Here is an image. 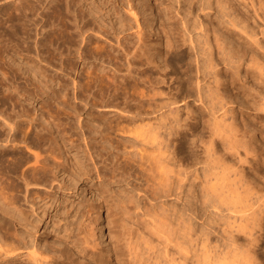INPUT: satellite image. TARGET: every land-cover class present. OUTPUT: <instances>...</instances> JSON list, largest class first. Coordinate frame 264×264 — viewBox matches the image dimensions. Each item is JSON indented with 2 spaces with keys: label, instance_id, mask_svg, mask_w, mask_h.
<instances>
[{
  "label": "rangeland",
  "instance_id": "374dc122",
  "mask_svg": "<svg viewBox=\"0 0 264 264\" xmlns=\"http://www.w3.org/2000/svg\"><path fill=\"white\" fill-rule=\"evenodd\" d=\"M85 2L94 11L91 15H98L97 20L100 19L104 28L108 29L106 34L99 32L96 27L95 30L88 28L83 33L76 30L77 21L70 19L73 17V9L67 13V18L65 15L61 18L60 8H55L56 6V10L52 8L48 26H44V30H51L53 34L57 26L61 27V22L62 26L65 24V28L54 31H60L63 37L57 32L55 39L53 35L51 39L57 46L60 43V49H72L70 58L65 60H72L78 67L83 63L77 55L78 48L87 45L89 48L114 54L120 51L122 41L128 43L134 40L139 31L142 32V41L151 46L160 45L163 48L166 40L172 45L165 56L167 67L163 66L161 60H157L160 63L158 67L156 64L146 65L143 61H138L137 65H142L138 68H145V79L150 81L152 87L140 104L138 113L135 108V112L132 109L129 113H122L117 109L96 106L91 98V92L98 91L95 86L89 91H82L84 93L80 96V89L74 87L71 80L76 74L73 71L71 75L67 74L59 66L60 60L56 54L58 50H52V62L49 58H45L46 61L39 58L35 55L33 37L27 40V45L31 46L28 52L22 50L25 44L21 45V41L17 45L16 39L9 42L12 48H7L3 54L0 52L2 57L6 54L3 65L15 72V79L22 87L28 88V92L14 98L19 99V103H15L17 108L31 110L30 116H34L32 125L46 124L45 126L50 127L61 146L59 152L64 154L60 153L64 156L61 161L63 169L60 171L64 183L60 185L62 187L36 186L37 189L33 190L40 196L36 211L44 219V223L40 222L42 227L37 233L41 236L39 240L55 246L65 245L72 264H95L93 252L101 251L105 255L104 252L108 249V264H168L171 261L170 264H203L204 246H211L209 249L217 247L212 251L220 250L219 247L230 250L232 246L228 243L232 241L234 245L233 242L231 245L240 247L239 251L243 253L246 249H254L257 262L264 264V224L261 228L257 225L264 223V5H260L258 0H222L226 11L230 9L232 14L245 20L250 34L248 37L238 27L227 23L220 0H150L151 15L149 11H145V15L144 12L138 13L136 21L124 4L125 0ZM63 19L67 22L61 21ZM119 22L123 24L122 29ZM111 25L117 32L119 28V33L112 32ZM37 36L40 37V34ZM230 45L234 47L233 52L237 50L235 52L239 58L227 63L224 46ZM196 54L200 60L208 55L211 64L206 61L205 66L196 71ZM250 55L255 57V62L249 60ZM84 62H87L90 71L93 68V72L99 73L98 66L101 63L98 60L87 58ZM53 73L58 74L63 87L69 89L68 92L64 87V92L61 91L58 93L59 97L55 98L50 94L49 82V74ZM102 73L99 75L102 76ZM102 78L101 84L104 85L105 76ZM40 91H43V95H33L32 98L28 96ZM210 96L213 99L211 102L208 101ZM217 122H220L219 125ZM116 123L126 129L151 125L156 127L160 136L172 131L168 136L173 143L170 147L175 159L180 161L178 168L182 170L171 184L169 195L157 198L153 189L144 186L136 169L128 168V159L122 158L126 160L127 166L121 172H110L109 165L104 166L111 159L108 155L115 150L119 158V155H126L125 151H136L139 148L141 137L120 131L116 128ZM215 124L220 130L225 127L223 130L226 131L215 135L212 131ZM228 127L231 132L227 130ZM223 132H227V135H223ZM222 135L229 139L225 138L226 141ZM90 137L96 141L101 138L100 142L97 141L100 144L97 143L99 161L96 166L103 167V176L95 174L88 159V146L85 142L89 143ZM230 140L239 141L232 144ZM22 147L25 148L23 145ZM207 147H210V152ZM26 151L28 153V149H23V152ZM97 158L95 157V162ZM213 158L215 162L211 165ZM104 159H107L106 163ZM216 162L227 170L223 172L228 173L224 174L230 180L227 179L224 184L231 183L230 185L238 188H235L238 194L236 196L242 197L241 201L236 199L238 203L232 200L230 202V196L227 197L229 202L221 199L218 202L223 200V203H211L215 207L203 201L204 176L210 173L211 168L214 170L218 167ZM220 165L219 169H224ZM230 185L226 186L230 188ZM233 186L231 188L234 189ZM244 190L247 192L244 193ZM237 197L234 195V200ZM148 203H153L156 207L161 203L162 208L159 206L157 209L165 210L159 211L162 215L166 214L170 219L165 218L172 223L162 219L166 226H161L158 230L149 229L144 222L147 217L143 214L144 206H148ZM27 205L26 203L25 206L29 208ZM97 211L100 217L95 221ZM255 214H260V217H255ZM33 217L37 218L35 215ZM169 224L172 225L168 226ZM84 240L89 244L84 243Z\"/></svg>",
  "mask_w": 264,
  "mask_h": 264
},
{
  "label": "bare ground",
  "instance_id": "6f19581e",
  "mask_svg": "<svg viewBox=\"0 0 264 264\" xmlns=\"http://www.w3.org/2000/svg\"><path fill=\"white\" fill-rule=\"evenodd\" d=\"M220 1L225 11L224 16L226 17L227 23L234 27H238L240 31H242L245 35L250 37V34L248 33V26L247 24H245V20H242L241 18L232 14V11H230V9L226 11L224 3L222 2V0ZM51 2H53L52 4L53 6L51 5ZM258 2L260 5H264V0H258ZM110 3L112 4L113 2H110ZM124 4L127 6L129 13L130 14L132 13L131 15L134 18V20L138 13L144 12V15H145V11H149L150 15L152 13L151 12L152 5L150 3V0H125ZM8 5H10V7H8ZM75 5L77 7H73ZM87 5L88 3H86L85 0H51V1L50 0H0V52L3 54L6 52L5 50L7 48H10V47L12 48V44L9 45V42L10 40H14V39L17 40V45H18V41H21V45L25 44L22 47V50H25L26 52H28L30 51L31 46L27 45L28 44L27 40L33 37L32 41H33V46L35 50V55L39 56V58L44 59L45 61H46L45 58L47 59L49 58V61L52 62L53 57H54L52 56L53 55L52 50L53 49L56 51L58 50L56 52L58 56L57 55L56 56L58 57V60H60L59 66L60 68L66 70L67 74L71 75L72 71L74 74H76L75 76L77 78V81H75V76L72 77L71 80H72V83L74 84L73 86L74 87L76 86V88L78 87L80 89V90L78 89L80 91V96L82 93H84L82 91L84 90L89 91V89H91L92 86H95V88L97 87L96 90L98 91L97 93L96 91L91 92L92 94L91 98H92V103L95 104L96 106L117 109L118 111L122 113L123 112L129 113L130 110L135 108L137 112L138 108L140 107V104L143 103V100L146 94L150 92L152 89L150 81H147L145 79L146 78L145 68H138L142 66V65H137L138 61H143L144 64L146 65H148L149 63L156 64V66L158 67L160 63H158L159 61L157 60H161V63H163V66L167 67V60L165 59V56L168 55L172 44L170 41L166 40L165 43H163L164 44L163 48L160 47V45H157L156 47L151 46L150 44H147L144 41H142V39L140 38V35L142 32L139 31V32H136L137 35L134 40L128 43H125L124 41L120 43V46H119L121 47L119 48L120 51H116L115 53L114 52L115 49L114 51L110 49L112 52H114V54H110L109 51H108L109 53H106V52L104 53V52H101V50H98L97 48H91V47L89 48L87 47V45H85L82 48H78L77 55L80 59L83 60L81 67H78L77 65H75V62H73L72 60L70 61L65 60L66 58H70L69 56L71 55L70 53L72 49L69 47H67L68 48L67 51H65V48L60 49L59 48L60 43H59V46H57L58 44L55 45V43H53L54 41L51 39L52 35L55 39L54 35L57 34L58 32L57 31L54 33L56 29L60 30L61 27L63 29V27L65 26L64 23L67 22V21L64 22L65 18L63 17L64 19L61 20L64 22L63 23L64 26H62V22L61 24L59 23L61 27L59 28V26H57L54 31L52 30L53 34H51L52 33L51 30H44L45 29L44 26L45 25L48 26V23H49L48 19L50 17V13L51 12L53 13V9L59 7L60 9H63V10H60L58 8L60 11L59 14L61 15L59 17L61 18L64 15L66 17L70 9H73L74 11L72 15L73 17L70 19H72V21L73 19L77 21L78 25L75 26L77 27L76 30L79 29L83 33V31H86V29L88 28L95 30V27H96L98 31L100 30L99 32L106 34L108 32V29L106 27L104 28V26L101 24L100 19L99 21L97 20L98 15H93V16L91 15L94 11H91V9ZM87 17H91V18H87ZM61 18H59V20ZM57 23H54V24H57ZM119 23H120V28L122 29L123 24L121 22ZM111 27L112 28L110 27L109 28L110 30H112V32L119 33L120 31L119 28L117 32L116 30H113L114 27L112 25ZM39 34H40V37L37 36ZM60 35H61V32H60ZM36 36H37V39H36ZM70 36L72 37L73 35H70ZM64 38L67 39L65 35H64ZM116 41H117V38H116ZM233 49L234 47L231 45L229 47L224 46L225 60L227 63H230V62L232 63L233 60H236L239 58L237 57L238 56L237 52H235L237 50H235L234 51L235 53H234ZM5 56L6 54L3 55L4 58H6ZM3 57L2 55L0 56V58L2 59V60L0 59V264H72L71 260H69L68 258L69 256L67 255L68 254L67 247L65 245L55 246L53 244H48L46 242L42 243L41 240H39L41 236L37 234L40 228L42 227L40 225V222L44 223V219H42L40 217V213H37L36 211L37 209L36 204H37V201L40 200V196L35 194L33 190L37 189L36 186L37 187L45 186L44 188L46 187L53 188L54 186H57L58 188H61L62 186L60 185L64 184L62 183L63 177H60L61 176L60 171L63 169L61 161L64 160V156L60 155L61 152H59L61 151L60 150L61 146L58 144V141L54 138L55 136H53V132L50 130L51 128L50 127L48 128V126H45L46 124L44 126L43 125L40 126L39 124L32 125V120L34 116L33 118L30 116L31 114L29 113V111L31 112V110H27L22 107L17 108V104L15 103H19V99L14 100V98L19 97L20 95H23L24 92H26L28 88L26 89L25 87H22L19 84V82L16 81L17 79H15L16 78L15 72L11 70L9 67H7V65L6 66L3 65L5 63ZM198 57L199 56L197 54L194 56V62L196 63L195 65L196 71H199L200 67L203 68V66H205L206 64V61L208 62L207 64H211L209 63L211 60L209 59L210 57H208V55L205 58H201L202 60H200ZM87 58H90V59L94 58L101 63L100 67L98 66V70H99V73L103 72L102 76L99 75V73L96 74V72H93L94 70L93 68H92V71L88 69V66L86 64L87 62L86 63L84 62L85 59ZM248 58L250 61L255 62V57L253 55H250V57L248 56ZM1 61L2 62L4 61V62L1 63ZM90 66L91 64L89 65V67ZM257 66L258 68H260V65L258 63H257ZM106 67H108V69ZM37 68L41 69V67H38V66ZM46 69H49V68H46ZM18 75H19V72H18ZM49 75H50L49 82H50V88H51V89L49 88L51 91L50 94L51 96H54V98L56 96L59 97L58 93H61V91L64 89L65 86L63 87L62 82H60L58 78V74L53 73ZM103 76H105V79H106L104 85L101 84L103 82V78H102ZM54 86H56L57 88H54ZM35 89L33 90L35 91ZM36 92L35 94L33 93L32 95L28 94V96L30 98H32L33 95L41 96L43 91H40L38 93ZM68 92H69V89H68ZM65 93H67V90ZM60 95L62 96V94ZM210 98L211 96L209 97L208 101L211 100ZM263 101L264 100H262V102ZM262 104H264V102ZM135 109H133L134 112H135ZM214 119L217 120V118H214ZM217 123L219 125L220 122H217ZM38 125L40 127H38ZM218 125L215 124L214 126L215 130L212 126L213 128L212 131L213 133H215V135H219V134L221 135L222 131H226V129L223 130L225 127H222L223 129L220 130ZM116 128L120 129V131L122 132H131V133L136 134V136L141 137L139 139V148L136 151H125L124 154L126 155H119L121 156L119 158L130 160V164L128 168L136 169L137 173L140 175L141 180L143 181L144 186H147L151 190L153 189L155 191L154 193L157 194V198L161 196L169 195L168 192L169 191L171 192L170 190L171 184L176 180L175 178H176V175L179 173V171L182 170L178 168L180 167L179 165L180 161H177L175 159L176 157H174L175 155H173L174 151L170 147V144L172 142L171 140H169L168 136L172 134V131L168 132L166 135L160 136L155 130L156 127H153L151 125H146V126L143 125V126H138L132 129L131 128L126 129L125 126L118 125L116 123ZM228 128L227 130L231 132L230 130L231 128L230 127ZM230 132L228 133L230 134ZM224 133H226L227 135V132H223V135H225ZM223 135H222V138L224 137L225 139L226 136H223ZM229 136L232 137L231 135ZM157 137H158V140H157ZM91 138L92 137L89 138L90 139L89 143L85 142L86 146H88V156H89L88 159L91 161V164L93 166L92 169L94 170L95 174L98 176L99 174L100 176H103L104 175V173L102 172L103 167L98 168V166H96V163L99 161L97 158V156L99 155L97 152V143L100 142L101 138L97 140L98 142L95 140V138L93 139ZM226 139H229L228 136ZM233 141H231L230 143L236 144V142L238 143L239 140L236 142L234 141L235 143H233ZM99 144L100 143H98V145ZM22 145L26 148V150L28 149V153L27 151L23 152V149L25 148H23ZM227 145L229 146L230 144H227ZM210 147H207L208 152H210L209 151ZM114 152L108 155V157L111 156V159L107 158L108 161L109 160L110 161L108 162V164H104V166L109 165L108 168L110 172H117V171L121 172L126 169L125 167L127 166V162L126 160L124 161L123 159L120 160L119 158H117L118 153L116 150ZM206 153H207V149H206ZM211 156L209 153V157ZM95 157L97 158L96 162H95ZM118 159L120 161H118ZM106 160L104 161V163H106ZM214 160H215L214 158L213 160H211L213 161L211 165L215 162ZM219 165L217 163L218 167L215 166L216 168H214V170L216 169V171H214L211 168L212 172L210 170V173L207 172L208 174L204 176L205 186L203 187L205 190H203L204 192L202 194L204 195L203 201L204 202L206 201L210 203L211 205V203L214 204L215 201L218 202L219 200L227 199V197L230 196V198H232V199L229 198L230 202L232 200L238 203L236 199L240 200L242 197L241 195L240 197L236 196L238 195L235 189L237 187L230 185L231 183L230 184L227 183L226 184L227 186L230 185V188H229L224 184V182H227L230 179L228 178V176L227 177L225 176L227 170L221 165L220 167L224 169L222 170L219 169ZM225 170L226 172H223ZM226 175H228V173ZM232 186L234 187V189L231 188ZM223 188L224 189L226 188V190H224L226 191L225 194H224ZM245 192L247 191L244 190V193ZM234 195L235 197H237L235 198V200H234ZM154 198L155 197H153L152 200H154ZM229 200L227 199L228 202ZM220 202L218 203L220 204ZM235 202H232V203L234 204ZM26 203L28 204L27 206L29 208L25 206ZM155 203H158V202H155ZM157 205L161 206L162 208L161 203ZM190 205L193 206V203H191ZM159 206L157 207L159 208ZM157 207L153 203H150L148 206H144L143 214H144V217L145 216L147 217L144 220V222L146 223L148 228L151 230H158L161 226L163 227L164 225L165 226L167 225V224L163 225L162 223V219H166L165 216L168 218L166 214L165 215L161 214V212H165L164 210L165 208L163 209L164 211H162V209L160 208L159 209L161 210L160 212L157 209ZM97 210L99 211L98 208ZM98 211L95 213V217H94L95 221L96 220L98 221L100 217ZM192 211H193V208H192ZM33 215H35L37 218H34ZM257 215L255 214V217ZM259 215L258 217H260ZM41 216L43 215L41 214ZM148 218L149 220H147ZM253 218L251 219L253 220ZM262 219L263 218H261V220ZM257 220L259 222V219ZM169 221L170 220H168L167 222L172 223L171 221L170 222ZM239 221L241 222V220ZM263 224H264L263 222L257 223V225L260 228L261 226H263ZM171 225L169 224L168 226H171ZM237 226L239 225L237 224ZM165 230L167 231V228ZM161 231H163V228ZM232 242L234 245V241ZM84 243H86L87 245L89 244V242H87L86 240H84ZM231 243H228V244L232 246L233 248L231 247L230 250L226 249L227 251L223 249L224 247L223 248L219 247L218 249L220 250L212 251V249H214L215 246L214 247L212 246L213 248L211 249H209L211 246L210 247H206L207 245L204 246V248L206 249H204L202 263L203 264H259L260 261L257 262V259L253 251L254 249L252 251H249V249L248 250L244 249L245 253H243L239 251L240 247L238 246L234 247L233 245H231ZM80 244L83 245V243H80ZM83 247L86 248L85 245H83ZM108 251L110 250L108 249L106 250V252H104L105 255L101 251L93 252L94 263L95 264H108L107 260L110 258L109 256L106 257V254ZM48 255L51 256L50 260L48 258L49 257Z\"/></svg>",
  "mask_w": 264,
  "mask_h": 264
}]
</instances>
